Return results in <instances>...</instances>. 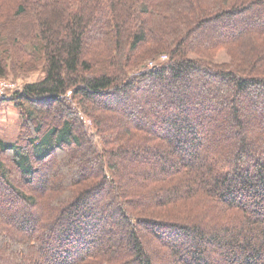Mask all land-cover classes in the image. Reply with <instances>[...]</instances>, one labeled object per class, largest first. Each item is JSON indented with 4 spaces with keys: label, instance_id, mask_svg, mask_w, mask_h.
Wrapping results in <instances>:
<instances>
[{
    "label": "trees",
    "instance_id": "16d2710c",
    "mask_svg": "<svg viewBox=\"0 0 264 264\" xmlns=\"http://www.w3.org/2000/svg\"><path fill=\"white\" fill-rule=\"evenodd\" d=\"M16 2L0 264H264V0Z\"/></svg>",
    "mask_w": 264,
    "mask_h": 264
},
{
    "label": "rangeland",
    "instance_id": "374dc122",
    "mask_svg": "<svg viewBox=\"0 0 264 264\" xmlns=\"http://www.w3.org/2000/svg\"><path fill=\"white\" fill-rule=\"evenodd\" d=\"M0 4L2 6L0 10V55H2L4 59V64L9 68L7 75L0 76V91H5V89H7L5 91V93L7 92L5 97H0V136L4 140L9 141L15 140L19 136L20 117L19 109L16 107L14 101H9L7 98H11L14 93L13 91L22 88L25 83L41 78L42 72L36 69L24 73L23 70L19 68L18 64L20 59L17 57L24 56L32 49L38 48L36 33L30 29L32 17L28 14V10L26 13L22 14L20 18L16 0H4V2L0 0ZM237 48L238 45L235 50L232 47H230V49L225 47L216 51L205 52L204 58H209L220 63L229 62L233 60L232 52H235ZM105 50L107 49L102 47V45L98 46V57L92 62L94 67L101 68L100 65L103 64V62L111 64L110 58L105 55ZM160 59L166 60L167 56L161 55ZM152 63L151 61L149 62V64ZM32 65L30 61L26 66ZM88 160H90V158ZM90 201V206H94L96 205L95 202H98V198L92 197ZM102 225L103 224H101V226Z\"/></svg>",
    "mask_w": 264,
    "mask_h": 264
},
{
    "label": "built area",
    "instance_id": "2783aa9c",
    "mask_svg": "<svg viewBox=\"0 0 264 264\" xmlns=\"http://www.w3.org/2000/svg\"><path fill=\"white\" fill-rule=\"evenodd\" d=\"M6 90H7V89H5V91H6ZM5 91L1 90V91H0V96H3L4 93H5Z\"/></svg>",
    "mask_w": 264,
    "mask_h": 264
}]
</instances>
